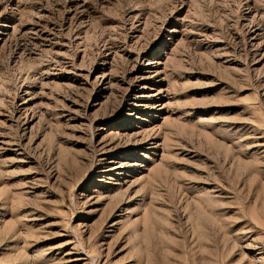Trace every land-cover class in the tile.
<instances>
[{"label": "rangeland", "instance_id": "rangeland-1", "mask_svg": "<svg viewBox=\"0 0 264 264\" xmlns=\"http://www.w3.org/2000/svg\"><path fill=\"white\" fill-rule=\"evenodd\" d=\"M0 264H264V0H0Z\"/></svg>", "mask_w": 264, "mask_h": 264}]
</instances>
